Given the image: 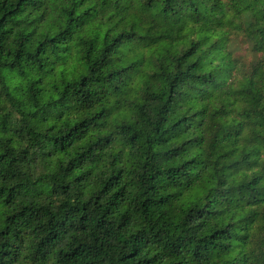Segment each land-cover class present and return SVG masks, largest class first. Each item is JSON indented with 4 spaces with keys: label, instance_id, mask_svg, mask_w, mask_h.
Returning a JSON list of instances; mask_svg holds the SVG:
<instances>
[{
    "label": "trees",
    "instance_id": "1",
    "mask_svg": "<svg viewBox=\"0 0 264 264\" xmlns=\"http://www.w3.org/2000/svg\"><path fill=\"white\" fill-rule=\"evenodd\" d=\"M0 264H264V0H0Z\"/></svg>",
    "mask_w": 264,
    "mask_h": 264
}]
</instances>
